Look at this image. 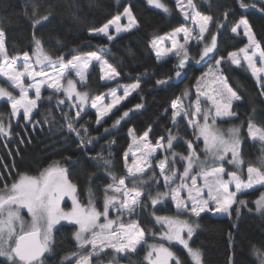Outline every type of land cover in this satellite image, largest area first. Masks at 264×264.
Returning a JSON list of instances; mask_svg holds the SVG:
<instances>
[{
  "label": "snow or ice",
  "instance_id": "obj_1",
  "mask_svg": "<svg viewBox=\"0 0 264 264\" xmlns=\"http://www.w3.org/2000/svg\"><path fill=\"white\" fill-rule=\"evenodd\" d=\"M147 3L162 9L165 13L170 12L162 0H147ZM175 4L184 19L190 20L194 27L190 28L181 24L171 33L155 37L150 42V46L155 50L158 61L167 57L169 53H173L178 58L175 77L179 78L185 65L192 59L188 50L190 40L195 39L199 46L206 40L205 34L211 31L210 25L215 24L217 33L226 25L224 21H218L212 15L202 14L197 10L194 0H187L186 4L184 0H175ZM262 5H264V0H257V3L252 5L244 4L243 0H240L241 8L258 7L259 12L264 14ZM230 14H234L231 13V9H225L222 14L224 20H227ZM51 16L52 13L49 12L37 18V6L33 5L30 19L33 29L31 43L34 49L31 55L29 52H23L22 55L9 57L6 49V33L0 28V77L5 78L13 90H19L17 98L13 91L0 87V98H7L6 102L10 103V115L18 116L20 110L23 109V118L29 120L32 111L37 108V102L42 98V88L47 86L53 93L62 92L66 100L71 102L70 107L77 109L74 118H69L66 113L63 114L67 121V131L69 134H75L78 141L77 147L83 149L94 139L93 137L87 140L83 138L82 132L84 135L88 132L85 124L76 126L78 120L83 118L82 113L87 115L85 106L88 104L89 94L78 91L77 82L67 79L69 71L75 72L82 85L86 82L87 72L93 61L100 65L103 72L101 79L112 80L120 73L97 51L88 52L83 56L74 55L68 60H65L63 55L52 57L45 52L42 40L36 35V30L38 26L48 22ZM122 16L127 18L126 24H121ZM138 26L131 6H128L122 13L115 15L101 27L90 29V31L98 35L103 34L111 41L116 36L110 33V28L114 27L115 33H121L130 32ZM241 29L243 36L247 38V44L237 51L229 52L227 57L219 59L215 56L218 51L217 34L211 35L210 44H204L196 63H208L209 60H215V64L214 66L209 65L208 72L203 73L197 79L195 101L185 105L184 99L189 96V92L185 91L182 96L176 97L171 102L170 119L173 127L178 128L180 121L183 120L186 121V127L192 129L194 139L184 141L186 154L174 150V142L179 143L180 138L178 132L174 134L172 129H168L166 136L159 137L153 145L148 139L152 131V126L149 125L148 130L142 136L138 138L133 136V144L129 145V151L135 147L136 151L132 152V155L136 156L138 152L139 156L133 160L131 165L127 164L129 153L124 154L126 176L117 178L110 171L113 161L105 158L101 153L91 157L98 165L104 167L113 181L104 187L102 211L95 206L91 188H89L88 205H81L77 198V185L69 179L68 168L62 166L60 161L49 164L37 176L19 173L18 178L11 184L3 181L0 187V258H3V264H45L46 254L54 253L53 233L61 221L76 226L73 239L77 250L62 256L60 264H71L73 258H75V264H92L93 257L106 254L105 250H111L117 255H128L137 253L140 245L147 246L148 250L144 260L148 264H170L173 260L175 264H182L170 247L165 246V243L148 244V239L156 236H159L162 241L178 242L187 250L194 264H203L201 251L189 244L199 225H193L188 220L180 219V216L188 214L200 217L201 213L205 212L226 213L231 216L234 204H246L245 200L239 199L238 194H244L254 185L264 186V157L261 158L260 167L248 165L246 180L242 179L237 172L226 173L223 166H214L227 162L241 168L244 164L240 127L229 129L225 136L216 126L218 118H238L236 112L233 111V105L242 99L229 84L228 78L223 75L222 65L231 63L243 66L242 62L245 63L257 82L260 95L264 96V45L256 38L252 25L244 16L235 22L230 31L235 35H240ZM193 31H196V36L192 35ZM181 33L183 43L177 39ZM165 41H171L172 47H163ZM257 59H259L260 66H257ZM45 68H51L52 71L47 72ZM25 78L29 83L25 84ZM170 79L171 77L157 80L156 83L163 85ZM62 80L67 81V86L62 83ZM140 88L141 84L137 79L135 83L123 87V96L117 95V90L112 89L107 94L111 96V103H104L105 94L93 98L90 106L96 109L95 122L98 125L101 124L103 118L112 113L122 100ZM29 90H34L35 98H30ZM202 98L208 107H202ZM58 103L64 104L65 100H59ZM143 107V104H136L134 109L125 111L114 121L112 128L119 125L129 116L130 112ZM255 111L253 109V114ZM9 128L10 124L6 127L3 120H0V133L11 135ZM104 131L111 134L107 128ZM132 132L133 130L130 129L129 134L131 135ZM248 135L251 139H258L264 143V128L256 125L251 115L248 119ZM201 138L204 143V159H201L194 147L195 141ZM161 149L170 155H165L164 158L156 161L155 167L159 168L157 173L152 160L155 159L154 154ZM229 154L231 159H228ZM177 162L183 165L182 173L175 167ZM2 175L0 174V179ZM225 175L227 179H224ZM160 178L163 179V186L167 190L158 191L155 196H152L143 186L152 183L160 184ZM198 178L204 181L202 185L197 184ZM177 179L180 181L179 184H176ZM188 180L191 181L190 185L187 183ZM128 182L131 183V188ZM231 184L235 186L234 191L230 190L229 185ZM185 190L187 196H182L181 193ZM110 192L113 194L109 195ZM66 196L72 201V208L69 211H65L60 206ZM145 197L154 209L157 205L163 204L167 198L174 203L177 211L175 217L156 215L155 210L152 212L155 223L165 229L160 233L146 230L141 227L139 221L131 219L134 215H140L141 211L149 206L145 203ZM256 205L257 211L264 214V193L257 199ZM22 208H26L30 214V223L22 219L20 215ZM113 208L116 209L117 214L115 218H110V210ZM239 214L240 210L237 207V217ZM124 216L128 217V223L122 219ZM101 218H103V223L100 222ZM231 235L229 233L230 237ZM84 249H88L86 255L82 254ZM253 250L259 258V264H264V250L256 248L255 245H253ZM229 264H232L231 257H229Z\"/></svg>",
  "mask_w": 264,
  "mask_h": 264
},
{
  "label": "trees",
  "instance_id": "obj_2",
  "mask_svg": "<svg viewBox=\"0 0 264 264\" xmlns=\"http://www.w3.org/2000/svg\"><path fill=\"white\" fill-rule=\"evenodd\" d=\"M170 12L165 13L147 4L146 0H0V28L6 33V49L9 55L23 52H33L31 43V19L33 5L37 6V18L51 12L48 22L38 26L36 35L42 40L45 52L56 57L63 55L66 60L81 53L98 51L120 73L119 77L111 81H103L102 70L98 64H93L87 72L85 84L79 86L87 91L89 98L103 93L117 83L134 82L139 79L141 88L129 95L112 113L104 117L101 124H97L96 111L88 107L87 115L78 120L76 126L85 124L87 135L85 140L93 137V142L86 148H78L75 134L67 131V121L63 114L74 118L77 109L70 107L69 102L57 104L54 99H43L32 112L30 119L23 118V112L17 117L10 115V103L7 99L0 100V120L7 127L11 135L0 133V187L3 181L11 184L18 178L19 173L39 175V173L54 161L68 168L69 179L77 185V196L82 204L89 201V188L93 193V201L99 209H103L104 187L113 183L104 167L98 165L91 157L101 153L105 158L113 161L110 171L117 177L126 175L125 151L132 141V136H141L149 125L152 131L149 141L156 142L161 136H166L167 130L177 131L179 135L193 140L192 129L186 127V121H180L179 127H173L171 122V102L181 96L188 86L193 87L196 80L205 71L208 63H196L204 44H210L211 35L217 34L218 51L216 59L227 57L229 52L238 50L247 43L242 31L240 35L231 33L230 29L241 16L246 17L252 25L256 38L264 45V14L257 8L240 7V0H194L198 9L212 15L226 25L219 33L215 24L210 25L211 31L206 33L204 43L192 41L189 46L192 58L184 67L181 77L176 78L178 58L175 55L157 60L150 42L173 28L186 23V20L176 7L175 0H162ZM244 4L252 5L257 0H244ZM129 5L138 21V27L130 32L116 35L109 41L106 36L92 34L90 29L100 27L109 19L120 13ZM264 6V5H262ZM231 9L227 20L223 12ZM27 13V15L25 14ZM108 46V49H104ZM223 74L229 84L242 97L235 102L234 111L238 118H225V125L243 123L242 154L246 162L256 157V143L249 139L246 125L251 115L254 122L264 127V96L251 73L243 66L223 64ZM171 77L168 83L158 85L157 80ZM196 91L193 90L192 98ZM136 104H143L140 110L132 111L119 125L112 128L125 111L134 109ZM168 110L167 112L165 110ZM253 109L255 113L253 114ZM109 129L111 134L104 130ZM133 130L129 134V130ZM102 137V138H100ZM114 141V143H112ZM202 141H198L201 145ZM178 149L186 150L184 140L176 143ZM70 158V159H68ZM158 185V184H157ZM264 192V186H258L245 191L241 195L246 204H237L231 210L232 215H217L211 212L201 213L197 217L195 229L190 245L198 248L202 253L203 264H259V258L254 254L253 245L264 250V215L255 212L256 200ZM240 214L237 217L236 208ZM156 214L177 215L174 203L168 200L166 204L155 207ZM185 216V215H181ZM140 224H152L150 211L144 209L137 216ZM188 220V219H187ZM76 226L63 222L54 230V253L45 256V264H60L61 257L76 251L73 233ZM231 233V237L229 236ZM175 256L182 264H194L187 250L177 243L168 244ZM84 251V250H83ZM85 250L83 254H87ZM146 248L138 247L137 253L131 254L133 261L121 257L120 261L132 264H148L144 260ZM3 264V258H0ZM71 264H75V258ZM175 264V261L174 263Z\"/></svg>",
  "mask_w": 264,
  "mask_h": 264
},
{
  "label": "rangeland",
  "instance_id": "obj_3",
  "mask_svg": "<svg viewBox=\"0 0 264 264\" xmlns=\"http://www.w3.org/2000/svg\"><path fill=\"white\" fill-rule=\"evenodd\" d=\"M122 0H116V2H118V3H120ZM146 2H147V0H146ZM186 2H187V0H184V3L186 4ZM243 2H245L244 0H243ZM162 3H164L163 1H162ZM194 3H195V1H194ZM148 4V3H147ZM165 4V3H164ZM196 4V3H195ZM149 5V4H148ZM129 5H126L125 7H128ZM150 6H152V7H154V8H156L154 5H150ZM196 6H197V4H196ZM124 7V8H125ZM124 8H123V10H124ZM157 9H159V8H157ZM123 10L120 12V13H122L123 12ZM159 10H162V9H159ZM197 10H199L198 9V7H197ZM200 11V10H199ZM201 12V11H200ZM120 13H117V14H120ZM202 14H205V15H209V14H206V13H203V12H201ZM116 14V15H117ZM134 14V13H133ZM135 16V15H134ZM183 16V15H182ZM112 19V18H111ZM121 24H126L128 21H127V18L126 17H121ZM106 23V22H105ZM183 25H185L186 27H190V28H193L194 27V25L192 24V22L190 21V20H186V23H184ZM102 26V25H101ZM100 26V27H101ZM97 28H99V27H97ZM173 29H175V28H173ZM173 29L172 30H170V31H168V32H166V33H164V34H162V35H160V36H164V35H166V34H169V33H171L172 31H173ZM110 33L111 34H113V35H119V34H121V33H123V32H121V33H115V29H114V27L113 28H110ZM240 31H242V29L240 30ZM92 34H96V33H93V32H91ZM243 33V32H242ZM100 35H103V34H100ZM192 35L193 36H196V31H193V33H192ZM206 35V34H205ZM177 39L179 40V42L180 43H183V34L181 33L178 37H177ZM247 39V38H246ZM192 41H195V42H197L195 39H193V40H190V42H189V44H188V50H189V46H190V44H191V42ZM248 42V41H247ZM247 44V43H246ZM163 47H166V48H171L172 47V43H171V41H165V44L163 45ZM104 49H108V46H106V47H104ZM152 50H153V52L155 53V55H156V52H155V50L152 48ZM235 51H237V50H235ZM93 52V51H92ZM98 52V51H97ZM86 53H88V52H86ZM86 53H81V54H78V55H80V56H83V55H85ZM30 55L32 54V52H30L29 53ZM99 54L104 58V59H106L100 52H99ZM9 55V54H8ZM19 55H22V53H20V54H16V55H9V57H12V56H19ZM172 55H174L173 53H169L168 54V56H172ZM189 55H190V53H189ZM167 56V57H168ZM53 57V56H52ZM166 58V57H165ZM71 59V58H70ZM33 60H34V58H33ZM66 60V59H65ZM107 60V59H106ZM108 61V60H107ZM109 62V61H108ZM95 63H97V64H99L98 62H96V61H93L92 62V64L91 65H93V64H95ZM214 64H215V61H213L212 63H210L209 65H213L214 66ZM242 64H243V67H245L249 72H250V70L247 68V65L245 64V63H243L242 62ZM91 65H90V67H91ZM209 65H207L206 66V68H205V71L203 72V73H205V72H208V70H209ZM257 66H260L259 65V59H257ZM89 67V68H90ZM45 71H47V72H51L52 71V69L51 68H45L44 69ZM89 70V69H88ZM202 73V74H203ZM251 73V72H250ZM202 74H200V76L198 77V78H200L201 76H202ZM102 75H103V72H102ZM224 75V74H223ZM119 77V76H118ZM118 77H116L115 79H117ZM67 79H72L73 81H76L77 82V84H76V86H77V90L78 91H80V92H87L85 89H83V88H81L80 86H79V77H77L76 75H75V72L74 71H69V74H68V77H67ZM115 79H112V80H115ZM210 79V78H209ZM255 79V78H254ZM103 81H111V80H108V79H102ZM136 81H134V82H128V83H122V82H119V83H117L115 86H113V87H111L110 89H108V90H106V91H104L103 93H101V94H99V95H102V94H105V100H104V103L105 104H108V103H111V96L110 95H107V94H109L110 92H111V90L112 89H116L117 90V95H119V96H123V87L124 86H128V85H131V84H133V83H135ZM27 83H29V81H28V79L27 78H25V84H27ZM62 83L65 85V86H67V81L66 80H62ZM196 84H197V80H196V82H195V84H194V86L193 87H190V86H188V87H186L185 89H184V92L185 91H188L189 92V96L187 97V98H185L184 99V103H185V105H187L188 103H190L191 102V95H192V91L193 90H195L196 91ZM0 87H4V88H7L9 91H13V94L15 95V96H17V98L19 97V90L17 89V90H13L12 88H11V86H10V84L6 81V79L5 78H3V77H0ZM183 92V93H184ZM133 93V92H132ZM131 93V94H132ZM130 94V95H131ZM99 95H97V96H99ZM29 96H30V98H35V92H34V90H29ZM182 96V95H181ZM41 100L40 101H38L37 102V107H38V105H39V103L43 100V99H47V100H52V99H54L55 101H56V103L57 104H60V103H58V101L59 100H62V99H64L65 100V103L66 102H69V104H71V102L70 101H67L66 100V98L64 97V95H63V93L61 92V93H53V91L52 90H50V89H48L47 88V86H45L44 88H42V90H41ZM49 97H51V98H49ZM96 97V96H95ZM94 97V98H95ZM3 99H7V98H0V100H3ZM93 99V98H92ZM92 99H90L89 98V101H88V104L85 106V109H87L88 107H91L90 105H91V101H92ZM195 99H196V96H195ZM124 100H122L121 102H120V104L123 102ZM193 101H195V100H193ZM64 103V104H65ZM119 104V105H120ZM119 105H117L116 107H118ZM202 107H208V104L207 103H204L203 102V98H202ZM115 109V108H114ZM113 109V110H114ZM35 110V109H34ZM33 110V111H34ZM95 111H96V109H94ZM32 111V112H33ZM233 111H234V107H233ZM21 112H23V109H21L20 110V113ZM236 112V111H235ZM236 114H239L238 112H236ZM14 117H17V116H14ZM225 118H228V117H224V118H218L217 119V122H216V126H217V128L222 132V133H224L225 134V136H227V134H228V130L229 129H231V128H233V127H240V129H241V138H242V141H244V138H243V136H242V129H243V123H240V124H237V125H230V126H226L225 125V121H224V119ZM249 119V118H248ZM203 121H202V118H201V123H202ZM254 122V121H253ZM256 125H259V124H257L256 122H254ZM260 127H262V128H264L263 126H261V125H259ZM246 129H247V131H248V124L246 125ZM174 134H176L177 133V131H174L173 132ZM150 134V133H149ZM179 134V133H178ZM143 135V134H142ZM141 135V136H142ZM133 136H135V135H133ZM132 136V137H133ZM135 137H140V136H135ZM179 138H180V140L182 139V140H188V139H186V138H183L181 135H179ZM148 139H149V137H148ZM249 139L251 140V141H253V142H255L256 143V146H257V151H256V157L254 158V160L253 161H251V162H246L245 161V159H244V157H243V154H242V158H243V160H244V164L241 166V168H237L236 166H234V165H232V164H229V163H227V162H224L222 165L221 164H216V165H214V166H216V167H220V166H223L224 168H225V170H226V173L227 172H237V174L238 175H241V178L242 179H247V167H248V165L249 164H251L252 166H256V167H260L261 166V163H260V161H261V158L262 157H264V143H262V142H260L258 139L257 140H253V139H251L250 137H249ZM201 141H202V143H201V145H198V141H195V143H194V147H196V150H197V152L200 154V156H201V159H204V152H203V149H204V143H203V139L201 138L200 139ZM133 144V138H132V141H131V143H130V145H132ZM242 145H243V143H242ZM174 150L176 151V152H178V153H184V154H186V150L184 151V150H181V149H178V147L176 146V143L174 142ZM241 150H242V148H241ZM136 151V149H135V147H133L132 148V150L131 151H129V146H128V148L126 149V151L125 152H128L129 154H128V157H127V164L128 165H131L132 164V162H133V160L134 159H136L138 156H139V153L137 152L136 153V156H133L132 155V152H135ZM155 155V159L154 160H152V163H153V166H154V168H155V171L158 173L159 172V168L158 167H155V164H156V161L157 160H159V159H162V158H164V156L165 155H170V153H165L164 152V150L163 149H161V150H158V152L156 153V154H154ZM125 157V156H124ZM228 159H231V156H230V154H229V156H228ZM175 167H176V169H178L179 170V172H183V165L180 163V162H177L176 163V165H175ZM127 171V170H126ZM197 171H198V169H197ZM27 174V173H26ZM126 174H127V172H126ZM28 175H30V174H28ZM149 175H151V173H149ZM193 175H195V172H193ZM31 176H37V175H31ZM126 176V175H125ZM228 177H227V175H225L224 176V179H227ZM180 183V181H179V179H177V181H176V184H179ZM187 183L190 185L191 184V181L190 180H188L187 181ZM204 183V181L202 180V179H199L198 178V180H197V184L198 185H202ZM128 186L131 188L132 187V185H131V183L130 182H128ZM258 186H262V185H254V187L253 188H255V187H258ZM145 189H146V191L147 192H149L152 196H155L156 195V193L159 191V192H163V191H166L167 189H165L164 188V186H163V179L162 178H160V184H155V183H152V184H149V185H145V186H143ZM173 187H175V185H173ZM229 187H230V190H235V186H234V184H231V185H229ZM252 188V189H253ZM248 190H250V189H248ZM247 191V190H246ZM264 193V192H263ZM113 193H109V195H112ZM181 195L182 196H187V192H186V190L184 191V192H182L181 193ZM238 196H239V199H242L241 198V194H238ZM205 197H206V190H205ZM77 198H78V196H77ZM79 200V199H78ZM168 200H170V198H167L166 199V201L163 203V204H166V202L168 201ZM257 201V200H256ZM80 202V201H79ZM81 203V202H80ZM145 203H147L149 206L147 207V208H145L144 210L146 211V212H148V211H150V215H151V218H152V224L151 225H149V224H140L141 225V227H143V228H145L146 230H151V231H155V232H157V233H160V232H162V231H164L165 229H163V228H161V226L159 225V224H156L155 223V221H154V219H153V217H152V212H153V207L151 206V204H150V201L147 199V197H145ZM255 204H256V202H255ZM81 205H83V206H87L88 205V203L87 204H82L81 203ZM237 204H234L233 205V207L234 206H236ZM60 206H61V208H63L65 211H69L71 208H72V201H71V198L70 197H65L64 198V200H62L61 201V204H60ZM95 206H96V204H95ZM96 208L98 209V210H101V209H99L97 206H96ZM103 210V209H102ZM101 210V211H102ZM254 211L255 212H258V213H260V214H262L260 211H257V205H256V207H255V209H254ZM211 213H213V214H217V215H227L226 213H215V212H211ZM116 209H111L110 210V218H115V216H116ZM20 215H21V217H22V219L26 222V223H30L31 222V216H30V214L27 212V209L26 208H22L21 210H20ZM156 215H159V214H156ZM262 215H264V214H262ZM160 216H173V217H175L176 215H172V214H161ZM122 219L124 220V222L125 223H128L129 222V220H128V217L127 216H124V217H122ZM131 219L132 220H137L138 221V218H137V216L136 215H134V216H132L131 217ZM180 219H185V220H187L188 219V221L190 222V223H192L193 225H197L196 224V219H197V217H195V216H192V215H188V214H185V216H180ZM63 222H66V221H61V223H63ZM101 223H103L104 221H103V218H101V221H100ZM66 223H68V222H66ZM58 226V225H57ZM56 226V227H57ZM55 230V229H54ZM54 234V233H53ZM185 236H186V234H185ZM153 243H156V244H159V243H165V246L166 247H169V245L168 244H171V243H177V244H179L178 242H175V241H173V242H167V241H162L161 239H160V237L159 236H156L155 238H150V239H148V244H153ZM189 244H190V241H189ZM145 246V248H146V252H147V246L146 245H144ZM183 246V245H182ZM191 246V245H190ZM139 247V246H138ZM192 247V246H191ZM194 248V247H193ZM194 249H198V248H194ZM85 250H88V249H84V251ZM200 250V249H199ZM84 251L82 250V254L84 253ZM172 251V250H171ZM201 251V250H200ZM105 252H106V254H101L99 257H93V259H92V264H103V263H105V262H114V263H116V262H120V260H121V257H126L128 260H131V261H133L134 259H133V257H132V255L131 254H128V255H123V254H120V255H117L116 253H114L113 251H111V250H105ZM86 255V254H85ZM145 255H146V253H145ZM191 258V257H190ZM192 260V259H191ZM174 261L175 260H173V261H171L170 262V264H173L174 263ZM193 261V260H192ZM146 263H148L147 261H145ZM194 262V261H193Z\"/></svg>",
  "mask_w": 264,
  "mask_h": 264
},
{
  "label": "water",
  "instance_id": "obj_4",
  "mask_svg": "<svg viewBox=\"0 0 264 264\" xmlns=\"http://www.w3.org/2000/svg\"><path fill=\"white\" fill-rule=\"evenodd\" d=\"M103 264H132V263H130L128 261H120V262H116V263H114V262H105Z\"/></svg>",
  "mask_w": 264,
  "mask_h": 264
},
{
  "label": "crops",
  "instance_id": "obj_5",
  "mask_svg": "<svg viewBox=\"0 0 264 264\" xmlns=\"http://www.w3.org/2000/svg\"><path fill=\"white\" fill-rule=\"evenodd\" d=\"M192 94H193V91H192ZM191 97H192V95H191Z\"/></svg>",
  "mask_w": 264,
  "mask_h": 264
},
{
  "label": "built area",
  "instance_id": "obj_6",
  "mask_svg": "<svg viewBox=\"0 0 264 264\" xmlns=\"http://www.w3.org/2000/svg\"><path fill=\"white\" fill-rule=\"evenodd\" d=\"M153 145H155V143Z\"/></svg>",
  "mask_w": 264,
  "mask_h": 264
}]
</instances>
